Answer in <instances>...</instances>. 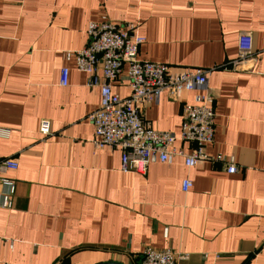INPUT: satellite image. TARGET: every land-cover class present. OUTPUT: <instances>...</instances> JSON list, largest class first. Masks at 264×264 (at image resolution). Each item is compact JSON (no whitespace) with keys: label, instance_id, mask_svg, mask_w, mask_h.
<instances>
[{"label":"crops","instance_id":"obj_1","mask_svg":"<svg viewBox=\"0 0 264 264\" xmlns=\"http://www.w3.org/2000/svg\"><path fill=\"white\" fill-rule=\"evenodd\" d=\"M104 18L139 25V58L174 70L228 63L240 35L252 33L253 69H218L208 80L216 118L206 150L234 155L238 171L210 161L187 167L176 156L146 174L124 173L119 149L95 148L87 116L99 88L64 56ZM113 91L129 94L125 71ZM194 95L163 93L144 119L180 135ZM0 126L11 131L0 155L19 162L2 175L15 182L12 208L2 206L9 187L0 183V264H141L146 246L188 254L180 264H264V0H0ZM175 147L190 151L181 140Z\"/></svg>","mask_w":264,"mask_h":264},{"label":"built area","instance_id":"obj_2","mask_svg":"<svg viewBox=\"0 0 264 264\" xmlns=\"http://www.w3.org/2000/svg\"><path fill=\"white\" fill-rule=\"evenodd\" d=\"M139 25L123 24L104 18L90 21L87 27V44L78 51H67L65 59H75L80 71L87 74L86 85L99 88L100 105L88 114L94 126L92 143L96 149L114 148L121 152L120 170L124 173L146 174L149 165L156 162L171 164L176 156H183L187 167H195L207 161L226 165L228 173L238 171L234 155L219 152L210 155L206 147L214 141L215 98L209 90L208 80L215 70L251 71L256 57L254 39L244 32L238 39V55L223 65L213 67H183L174 70L165 62L139 58L145 36L137 32ZM125 71L130 87L127 96L113 91ZM70 69L63 67L60 85H69ZM194 92L191 104L182 107L180 135L154 128L144 119L146 104L157 103L163 93L172 100H182L186 93ZM40 133L52 134L51 123L43 120ZM10 129L0 126V138L10 136ZM181 140L190 145L189 153L175 147ZM19 167L15 157L0 155V183L9 187L2 197V206L13 207L15 182L2 175ZM192 186L189 178L182 181V191ZM189 255L171 249L146 246L142 251L141 264H180Z\"/></svg>","mask_w":264,"mask_h":264},{"label":"water","instance_id":"obj_3","mask_svg":"<svg viewBox=\"0 0 264 264\" xmlns=\"http://www.w3.org/2000/svg\"><path fill=\"white\" fill-rule=\"evenodd\" d=\"M96 264H125V263H122V262L116 261V260H109V261L99 262Z\"/></svg>","mask_w":264,"mask_h":264}]
</instances>
